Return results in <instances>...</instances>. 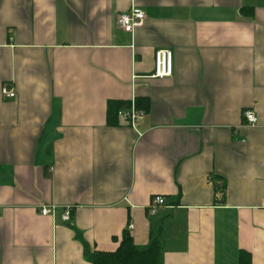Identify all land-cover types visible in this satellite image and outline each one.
<instances>
[{
  "label": "crops",
  "instance_id": "obj_1",
  "mask_svg": "<svg viewBox=\"0 0 264 264\" xmlns=\"http://www.w3.org/2000/svg\"><path fill=\"white\" fill-rule=\"evenodd\" d=\"M139 98L135 126L107 124ZM129 224L162 264H264V0H0V264H91Z\"/></svg>",
  "mask_w": 264,
  "mask_h": 264
},
{
  "label": "trees",
  "instance_id": "obj_2",
  "mask_svg": "<svg viewBox=\"0 0 264 264\" xmlns=\"http://www.w3.org/2000/svg\"><path fill=\"white\" fill-rule=\"evenodd\" d=\"M129 105L128 101L109 100L106 112L107 124L117 125L119 122L117 110L127 108ZM148 106L149 101L146 98L135 100V107L138 110L146 111ZM161 251V241L157 236H152L147 246L139 247L134 243L130 230L126 228L122 231L114 250H85V255L91 264H162ZM237 264H251V254L241 250Z\"/></svg>",
  "mask_w": 264,
  "mask_h": 264
},
{
  "label": "built area",
  "instance_id": "obj_3",
  "mask_svg": "<svg viewBox=\"0 0 264 264\" xmlns=\"http://www.w3.org/2000/svg\"><path fill=\"white\" fill-rule=\"evenodd\" d=\"M146 19V14L142 9L131 8L127 11L119 13L117 17V26L125 32H133V30L141 26ZM173 73V53L170 49L160 48L154 53V70L153 76L155 77H165L170 76ZM2 93L7 97H14V90L8 85L2 86ZM117 116L125 124L135 126L138 121L143 117V112L138 110L134 104H131L127 108H120L117 110ZM243 119L245 124H254L256 122V117L250 110L243 111ZM165 203L164 197L160 195L153 196L149 209L154 210L155 207L163 205ZM39 211L43 215H53L59 214V217L63 222H67L70 219L71 206L58 207L56 205L43 204L39 207ZM60 211V212H59ZM128 229L132 228L129 224Z\"/></svg>",
  "mask_w": 264,
  "mask_h": 264
}]
</instances>
